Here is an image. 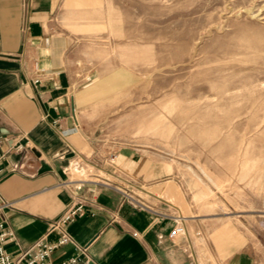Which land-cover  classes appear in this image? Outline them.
Wrapping results in <instances>:
<instances>
[{
	"label": "rangeland",
	"instance_id": "rangeland-1",
	"mask_svg": "<svg viewBox=\"0 0 264 264\" xmlns=\"http://www.w3.org/2000/svg\"><path fill=\"white\" fill-rule=\"evenodd\" d=\"M55 22L101 156L178 207L208 264H264V0H64Z\"/></svg>",
	"mask_w": 264,
	"mask_h": 264
},
{
	"label": "crops",
	"instance_id": "crops-1",
	"mask_svg": "<svg viewBox=\"0 0 264 264\" xmlns=\"http://www.w3.org/2000/svg\"><path fill=\"white\" fill-rule=\"evenodd\" d=\"M63 2L0 0V222L15 234L8 251L18 257L40 237L55 238L53 222L82 201L85 215L67 227L73 241L52 262L78 254L79 264H208L189 227L188 239L169 237L178 207L157 192L140 197L125 180L140 174L101 156L87 78L70 65L73 40L55 22ZM224 264L253 259L237 250Z\"/></svg>",
	"mask_w": 264,
	"mask_h": 264
},
{
	"label": "built area",
	"instance_id": "built-area-1",
	"mask_svg": "<svg viewBox=\"0 0 264 264\" xmlns=\"http://www.w3.org/2000/svg\"><path fill=\"white\" fill-rule=\"evenodd\" d=\"M40 82L39 78L35 79ZM21 148V145L17 146ZM5 153L0 150V175L3 171V160ZM21 168L22 163L16 165ZM85 215V204L77 201L51 226L49 233L55 232L53 239L47 235L40 237L28 250L19 255L13 256L7 249V245L15 240L13 230L8 228L4 222H0V264H79L80 256L73 255L63 259L61 262H52V254L59 248L71 244L73 239L68 232V225L77 218ZM136 234V233H135ZM137 235V234H136ZM169 237L175 240H186L189 238V232L185 225L183 217H179L174 227L169 233Z\"/></svg>",
	"mask_w": 264,
	"mask_h": 264
},
{
	"label": "water",
	"instance_id": "water-1",
	"mask_svg": "<svg viewBox=\"0 0 264 264\" xmlns=\"http://www.w3.org/2000/svg\"><path fill=\"white\" fill-rule=\"evenodd\" d=\"M91 264H95V263L92 262Z\"/></svg>",
	"mask_w": 264,
	"mask_h": 264
}]
</instances>
